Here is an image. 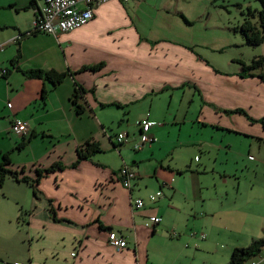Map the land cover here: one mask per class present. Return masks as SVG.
I'll return each instance as SVG.
<instances>
[{
  "label": "crops",
  "instance_id": "obj_1",
  "mask_svg": "<svg viewBox=\"0 0 264 264\" xmlns=\"http://www.w3.org/2000/svg\"><path fill=\"white\" fill-rule=\"evenodd\" d=\"M31 1L36 7L42 3V0H9L10 12L26 13L25 17L0 24V54L3 53L0 71L6 72L2 79L11 91H20L16 107H11L6 133L11 134L14 119L28 125V132L19 137L20 143L30 139L22 149L31 154L30 162L25 164L29 169L23 174L25 177L35 179L36 170L54 164L65 169L40 180L37 197H33L17 220L21 225L18 229L21 247L11 251L5 264H151L148 248L157 231L171 228L187 234L191 220L192 225L197 220H213L221 207L214 208V203L202 196L197 179L202 173L194 169L199 167V159L194 157L197 164L193 167L184 158L175 156V152L184 148L180 138L166 144L160 142L158 130L179 123L174 117L170 120L157 117L153 101L148 102V113L137 120L136 127L143 119L157 124L147 134L155 143L134 151L132 157H123L120 149L129 143L128 136L116 149L115 138L106 137L98 117V113L117 103L106 99V92L117 91L120 95L117 104L133 106L148 97L155 99L166 88H179L188 80L198 84L202 91H211L213 96L205 107L223 111L244 108L249 112L254 105L259 112L251 118L258 120L264 119L261 118L264 84L258 83L261 91H243L237 86L247 82L254 85L257 81L234 74L223 78L187 48L165 39L152 41L143 37L137 27L139 11L147 7L157 16L160 13L166 16L169 4L158 6L152 4L154 0H139L128 8L129 3L112 1L96 7L93 21L72 33L23 37L35 16V8L24 10ZM178 3L175 0V6ZM79 8L85 7L80 4ZM99 65L102 67L96 72L81 71ZM34 71L67 77L52 88L43 79L27 75ZM75 84L87 91L78 102L84 111L80 116L70 102ZM237 116L230 117L238 120ZM247 124L246 121L244 125ZM137 138L138 142L133 140V148L140 141L139 132ZM87 141L98 144L101 153L73 169L76 150ZM38 144H42L41 150ZM34 149H38L37 154ZM122 167L137 176L130 190L117 182L116 175ZM188 174L196 178L192 190L178 185ZM157 192L162 197L149 203L148 197ZM136 199L145 202L143 209L133 210L131 203ZM152 216L161 218V223L149 225ZM110 232L125 239L127 248L111 247Z\"/></svg>",
  "mask_w": 264,
  "mask_h": 264
},
{
  "label": "rangeland",
  "instance_id": "obj_2",
  "mask_svg": "<svg viewBox=\"0 0 264 264\" xmlns=\"http://www.w3.org/2000/svg\"><path fill=\"white\" fill-rule=\"evenodd\" d=\"M135 1H130L128 8ZM8 2L0 0V6H4L0 7V24L21 21L25 17L26 13L12 14ZM152 4H169V10L166 16L162 13L157 16L154 10L141 9L137 20L141 35L148 40L165 39L191 49L197 59L223 78L232 74L239 77L242 65H249L254 58L264 55V43L247 47L235 31L248 19V12L251 13L250 24L256 26L260 5L254 0H179L177 6L175 0H154ZM255 80L254 85L247 82L237 88L261 91L260 81ZM184 82V86L166 88L155 99L148 97L133 106L117 104L120 99L117 91H107L104 97L117 103L98 113V117L106 137L115 138L120 133L128 136L129 143L120 149L123 157L134 156L133 140L138 142L136 122L148 113V102L153 101L152 109L157 117L176 118L179 124L160 128L158 138L166 144L179 137L184 148L175 152V156L184 158L183 161L192 163L193 167L197 164L193 162L194 157L199 159L200 165L194 169L202 173L197 176L202 196L212 201L214 208H221L216 210L218 214L213 220H197L192 225L190 219L187 234L171 228L157 231L148 248L149 261L151 264H228L234 249L248 247L251 240L260 239L264 233V137L260 136L259 125H244L246 121L239 115L237 120L222 113L223 109L219 112L217 107L214 108L217 111L205 107L213 96L211 91H202L198 84L193 85L188 80ZM11 90L0 78V161L7 155L10 162L7 170L22 178L31 154L17 150L20 138L6 133L12 112L8 105L16 107V96L20 92ZM244 111L254 118L259 112L254 105L251 111ZM38 145L41 150L42 144ZM34 150L37 154L38 149ZM28 172L29 169L26 174ZM185 179L178 185L192 190L196 178L188 174ZM32 199L31 190L12 178L8 177L0 185V264H5L12 250L21 247L18 231L21 225L17 220ZM181 223L185 224L184 218ZM173 232L178 237L173 238ZM201 234L204 241L199 240ZM261 260H264V250L260 257L245 264H261Z\"/></svg>",
  "mask_w": 264,
  "mask_h": 264
},
{
  "label": "trees",
  "instance_id": "obj_3",
  "mask_svg": "<svg viewBox=\"0 0 264 264\" xmlns=\"http://www.w3.org/2000/svg\"><path fill=\"white\" fill-rule=\"evenodd\" d=\"M260 5V10L256 12L257 22L256 26H252L249 22V17L251 13L248 12L247 16L248 19L243 21V24L236 28L235 31L238 32L244 40V44L247 47H257L264 43V0H254ZM12 8V7H9ZM36 5L34 1H31L30 5L26 7L24 10L34 9ZM184 21V20H183ZM185 22V21H184ZM192 52V50L190 49ZM102 65L83 68L81 71H91L96 72L98 71ZM215 72V71H214ZM218 74L217 72H215ZM30 77H35L38 79H43L46 81L52 88L57 87L66 79V74H57L55 72H42V71H34L29 72L27 74ZM241 79H258L262 84H264V55L260 57L254 58L249 65H242L241 66V73L239 75ZM5 79V78H4ZM184 86V85H183ZM74 93L70 99L71 105L75 109V113L77 116L83 114V109L78 105V102L83 100L84 96L86 95L87 91H85L81 86L75 84L74 85ZM92 92V91H91ZM164 92V90L160 91L159 93ZM45 96V92L42 93V97ZM114 106V104L109 105ZM217 111V109H214ZM220 112L221 110L218 109ZM227 116L232 115H239L245 120L254 125H259L261 129L264 131V119H252L249 115L242 109H235L233 111H221ZM33 136L31 135L30 138ZM30 140V139H29ZM28 140V141H29ZM28 141L21 142L17 145V150H22ZM121 146L115 147L116 149L120 148ZM101 153V149L98 144L93 143L91 141L85 142L81 147L76 150L77 160L72 165V168H76L79 166L80 163L89 161L92 157ZM7 166H10V162L7 155L2 156L0 161V185L4 182L5 179L12 178L17 184H24L29 187L32 192L34 198L37 197V185L39 184L40 180L44 177L48 176L54 172H61L65 168L59 164H54L51 167L44 169V170H36L35 171V179H29L27 177H19L18 173L11 172L7 170ZM264 250V233L260 239H254L250 242L248 247L241 248V249H234L230 255V259L228 264H245L249 261L255 260L260 257L261 253Z\"/></svg>",
  "mask_w": 264,
  "mask_h": 264
},
{
  "label": "built area",
  "instance_id": "obj_4",
  "mask_svg": "<svg viewBox=\"0 0 264 264\" xmlns=\"http://www.w3.org/2000/svg\"><path fill=\"white\" fill-rule=\"evenodd\" d=\"M112 1H118L127 4L135 0H42L41 5L35 8V16L31 23L30 30L23 36L29 37L35 34L56 37L59 34L72 33L88 25L94 19L95 8ZM83 4L85 8L80 9L79 5ZM6 75L5 71H0V78ZM8 109L11 107L8 105ZM158 126L148 119H143L138 122L137 128L140 141L134 146V151H140L144 147L151 146L155 143V139L147 136L149 131ZM10 132L16 137H22L28 132L26 122L14 119L10 126ZM127 139V135H117L115 143L123 145ZM137 176L131 169L122 167L116 175L117 182L126 190H130L131 184L136 180ZM162 197L161 192L148 197V202L153 204L158 198ZM145 206V202L141 199L133 200L131 207L133 210H141ZM151 226H157L161 223V218L152 216L148 219ZM194 236V235H191ZM173 237L176 234L173 232ZM200 240H204L203 235L199 236ZM108 243L116 250L127 248L125 239L118 236L114 232L108 233Z\"/></svg>",
  "mask_w": 264,
  "mask_h": 264
},
{
  "label": "clouds",
  "instance_id": "obj_5",
  "mask_svg": "<svg viewBox=\"0 0 264 264\" xmlns=\"http://www.w3.org/2000/svg\"><path fill=\"white\" fill-rule=\"evenodd\" d=\"M120 146V145H119Z\"/></svg>",
  "mask_w": 264,
  "mask_h": 264
}]
</instances>
